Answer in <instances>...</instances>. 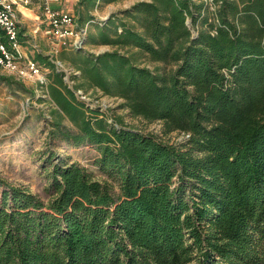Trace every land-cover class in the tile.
Masks as SVG:
<instances>
[{
    "label": "trees",
    "instance_id": "16d2710c",
    "mask_svg": "<svg viewBox=\"0 0 264 264\" xmlns=\"http://www.w3.org/2000/svg\"><path fill=\"white\" fill-rule=\"evenodd\" d=\"M122 1L78 0L82 46L57 56L72 87L39 52L44 83L8 81L41 90L50 141L95 146L119 190L56 154L46 201L0 176V264H264V0H132L94 22ZM89 90L183 140L108 122Z\"/></svg>",
    "mask_w": 264,
    "mask_h": 264
},
{
    "label": "rangeland",
    "instance_id": "374dc122",
    "mask_svg": "<svg viewBox=\"0 0 264 264\" xmlns=\"http://www.w3.org/2000/svg\"><path fill=\"white\" fill-rule=\"evenodd\" d=\"M78 0H56V5L63 10L69 12L75 17L77 22L76 6ZM133 4L132 0L103 4L93 12L94 22L99 23L113 13L129 8ZM26 7V6H25ZM35 14L39 12L38 5L30 6ZM28 18V17H27ZM28 20V19H27ZM35 19H29L24 25V31H31L34 28ZM84 29L89 27L85 24ZM37 34V44L43 54L47 51L45 37L40 39ZM27 38V37H25ZM93 53H100L109 50L107 46L90 47ZM27 52V51H26ZM23 51V53L26 54ZM58 53L49 55L54 58L59 71L65 74V81L69 87L74 82L71 80L72 67L57 60ZM34 52L32 51V56ZM28 56V53H27ZM48 56V55H47ZM49 70H44L36 76H25L24 78H16L15 75L9 74L0 69V176L10 185L21 187L29 190L31 194L37 195L41 200L46 201L49 198L50 178L49 172L51 163L46 162L50 154H56L59 158L69 157L71 161L79 163L86 168L91 176L100 181H108L111 183L113 191L119 190V184L115 179H110L98 167L96 160L99 152L93 145L83 144H67L62 139H53L50 141L48 124L49 115L47 107L43 103H38V97L46 98L41 90L36 91L35 98L19 93L15 85L9 84L10 80L22 81L25 86H34L42 81ZM12 78V79H11ZM79 92V93H78ZM86 105L90 108H98L105 112L108 122H112L113 113L121 116L128 126H133L137 131L143 134H154L163 142L174 143L183 140V136L178 133H171L168 136H162L161 125L159 123L148 124L140 119L130 116L129 111L120 108L121 101L102 95L101 92L89 90L86 94L82 91L76 93ZM44 109V113L38 110ZM72 128L71 124H68ZM74 132L76 131L73 128ZM58 159H52V163H57ZM0 190L2 187L0 186Z\"/></svg>",
    "mask_w": 264,
    "mask_h": 264
},
{
    "label": "built area",
    "instance_id": "2783aa9c",
    "mask_svg": "<svg viewBox=\"0 0 264 264\" xmlns=\"http://www.w3.org/2000/svg\"><path fill=\"white\" fill-rule=\"evenodd\" d=\"M31 0H0V69L16 78L36 76L42 72L36 60L23 53L19 42L20 5H27ZM41 9L45 36L49 40L50 52L58 53L82 46L86 30L78 27L75 17L62 9L51 6L52 0H37ZM38 30L35 29L34 33ZM45 78L40 81L44 83Z\"/></svg>",
    "mask_w": 264,
    "mask_h": 264
},
{
    "label": "crops",
    "instance_id": "0c3cea01",
    "mask_svg": "<svg viewBox=\"0 0 264 264\" xmlns=\"http://www.w3.org/2000/svg\"><path fill=\"white\" fill-rule=\"evenodd\" d=\"M38 5L39 4L37 3V0H31V2L27 5H20L19 6V11L20 12V21H21V27L20 28V31H19V38L21 39L22 41V46H23V51L26 52V56H27V53L30 57H33L36 53H42L41 51H43V48H40V46L37 44V34H39L40 36V39L44 38L46 39V49L47 51L45 52V56H49V55H52L51 52H50V45L49 44V40L48 38L45 36V32H44V24L42 23V17H41V9L39 7V12L40 13H37L35 14L33 12V9H31L30 6L32 5ZM26 6V7H25ZM51 6L53 8H57V9H62L60 8V6H57L56 5V0H52V3H51ZM63 10V9H62ZM65 11V10H64ZM28 17V18H27ZM28 19V20H27ZM29 19H35V25H34V28L31 30V31H24L25 30V24L29 21ZM37 29L38 31L36 33H34V30ZM27 37V38H25ZM26 39V40H25ZM32 51L34 52L33 56H32Z\"/></svg>",
    "mask_w": 264,
    "mask_h": 264
}]
</instances>
